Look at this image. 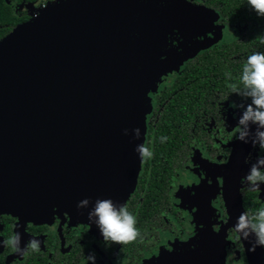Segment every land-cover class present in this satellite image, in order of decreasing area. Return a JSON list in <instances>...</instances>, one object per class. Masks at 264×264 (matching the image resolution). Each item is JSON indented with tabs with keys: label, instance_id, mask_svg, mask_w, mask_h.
<instances>
[{
	"label": "flooded vegetation",
	"instance_id": "flooded-vegetation-1",
	"mask_svg": "<svg viewBox=\"0 0 264 264\" xmlns=\"http://www.w3.org/2000/svg\"><path fill=\"white\" fill-rule=\"evenodd\" d=\"M178 1L187 8L170 9L173 0L166 1L156 14L173 13V18L143 26L145 51L138 28L130 26L128 31L132 60L144 52L136 79L156 81L147 84L143 143L154 155L140 160L133 191L115 204L124 200L143 239L106 244L99 227L88 219L92 209L55 207L50 215L34 219L18 216L20 211L0 213V242L15 232L21 235V248L33 238L40 241L39 251L25 256L0 244V264H92L88 256L93 253L95 264H202L207 243L213 245L223 234L226 264H249L241 237L226 225L230 215H236L231 201L238 205V193L231 189H239L244 212L264 209V183L250 190L242 180L264 150L252 146L246 154L251 143L236 139L239 106L251 101L233 92L247 58L263 52L264 43L256 42L262 34L257 39L253 35L261 19L245 8L246 0ZM54 2L0 0L15 22H1L0 41ZM162 137L166 141L161 142Z\"/></svg>",
	"mask_w": 264,
	"mask_h": 264
},
{
	"label": "water",
	"instance_id": "water-1",
	"mask_svg": "<svg viewBox=\"0 0 264 264\" xmlns=\"http://www.w3.org/2000/svg\"><path fill=\"white\" fill-rule=\"evenodd\" d=\"M166 1L61 0L0 41V213L20 211L18 216L34 219L55 207L83 212L97 199L115 203L133 191L147 84L156 81L136 79L144 52L132 60L128 31L138 28L145 51L143 26L173 18L156 14ZM183 8L178 0L170 7ZM231 191L238 193V205L231 201L236 215L227 229L244 212L239 189ZM85 198L88 208L79 209ZM224 236L207 243L202 264H226ZM254 239L241 237L249 264H264L263 247L250 250Z\"/></svg>",
	"mask_w": 264,
	"mask_h": 264
},
{
	"label": "clouds",
	"instance_id": "clouds-1",
	"mask_svg": "<svg viewBox=\"0 0 264 264\" xmlns=\"http://www.w3.org/2000/svg\"><path fill=\"white\" fill-rule=\"evenodd\" d=\"M248 5L256 12L259 17H264V0H247ZM231 77V73L227 74ZM233 92L244 97L248 103L241 104L242 115L239 116L237 125L236 139L243 143H251L252 146L259 147L264 150V52H256L250 55L245 62L242 75L240 77L239 86L233 88ZM253 126L255 131L253 132ZM135 138H140V129L133 130ZM128 134V130H125ZM167 137H162L161 142L166 141ZM136 152L142 160H150L153 158V152L144 144L137 145ZM247 163V161H246ZM264 155L257 157L255 163L251 164L249 174L242 180H246L250 190L260 188V184L264 183ZM90 200L85 198L77 205L79 209L88 208ZM88 219L96 224L104 238L106 244L128 245L134 243L138 239L142 240V236L136 227L137 219L129 212L125 205L117 206L112 199H97L93 209L88 213ZM233 229L244 239L249 240L255 236L252 243L251 251L255 252L257 247H264V209L256 214L242 212L238 217V223ZM21 235L18 232L5 239L0 244L4 247H11L16 254L25 256L28 252H38L40 249V241L31 239L24 247H20ZM89 261L95 264V254L88 256Z\"/></svg>",
	"mask_w": 264,
	"mask_h": 264
},
{
	"label": "trees",
	"instance_id": "trees-1",
	"mask_svg": "<svg viewBox=\"0 0 264 264\" xmlns=\"http://www.w3.org/2000/svg\"><path fill=\"white\" fill-rule=\"evenodd\" d=\"M2 1V0H1ZM53 4V3H52ZM52 4H50V5H52ZM50 5H48V6H50ZM245 8L246 9H251V7L248 5V3H247V0H246V3H245ZM252 10V9H251ZM252 11H254V10H252ZM252 14H250L249 15V19L251 18V19H253L254 18V16H251ZM16 18V17H15ZM16 19H18V18H16ZM15 19V21H17ZM260 19H261V22H260V24L262 25L261 26V28L260 29H257V28H254L253 29V32L255 33V34H253L254 35V37H255V39H257V34H262V37L261 38H259V39H257L256 40V42L258 41H261L262 42V44L264 43V17H260ZM19 20V19H18ZM1 22L3 23V22H10L11 24H15V22H14V16H13V14H12V12L9 10V9H7V8H5V7H0V24H1ZM3 35L5 34V33H2ZM256 35V36H255ZM261 51H263L264 52V45L261 47Z\"/></svg>",
	"mask_w": 264,
	"mask_h": 264
},
{
	"label": "rangeland",
	"instance_id": "rangeland-1",
	"mask_svg": "<svg viewBox=\"0 0 264 264\" xmlns=\"http://www.w3.org/2000/svg\"><path fill=\"white\" fill-rule=\"evenodd\" d=\"M57 1L60 2L61 0H55V2L53 3V5L57 4V3H56ZM47 8H48V7L43 8V9H47ZM43 9H41V10H43ZM39 11H40V10H39ZM39 11H38L37 13H39ZM37 13L34 12V14H37ZM34 14H32V15H34Z\"/></svg>",
	"mask_w": 264,
	"mask_h": 264
}]
</instances>
